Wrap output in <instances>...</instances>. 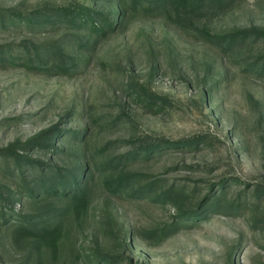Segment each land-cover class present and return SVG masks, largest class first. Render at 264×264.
<instances>
[{
    "label": "rangeland",
    "instance_id": "rangeland-1",
    "mask_svg": "<svg viewBox=\"0 0 264 264\" xmlns=\"http://www.w3.org/2000/svg\"><path fill=\"white\" fill-rule=\"evenodd\" d=\"M0 264H264V0H0Z\"/></svg>",
    "mask_w": 264,
    "mask_h": 264
},
{
    "label": "trees",
    "instance_id": "trees-1",
    "mask_svg": "<svg viewBox=\"0 0 264 264\" xmlns=\"http://www.w3.org/2000/svg\"><path fill=\"white\" fill-rule=\"evenodd\" d=\"M164 1V0H163ZM167 3H172L174 6L180 5L183 7H188L191 11H196L198 9V6L202 5L204 0H165ZM58 11V10H57ZM66 12L60 11L57 12L55 15H57V19L53 20L50 15L44 12H38L37 15H39V18H34L33 16L25 15L23 16L26 21H32L33 19H36L35 21L38 22H52L58 21L61 15H66L64 19L67 21L74 23L76 25H80L84 21L94 18V14L96 13L93 10V14L91 11V8L85 6V5H77L73 8H69L65 10ZM62 17V16H61ZM107 26V25H105ZM104 26V27H105ZM103 26L94 24L93 28L99 31H102L104 29ZM242 35L246 34L245 31L240 32ZM41 134V133H40ZM45 137H41V135L34 136L28 140V143H35L41 145V141H45ZM169 143H164L161 140H155V141H145L144 144L141 145L142 151L144 153H148L156 148H159L163 145H168ZM50 187V186H49Z\"/></svg>",
    "mask_w": 264,
    "mask_h": 264
}]
</instances>
